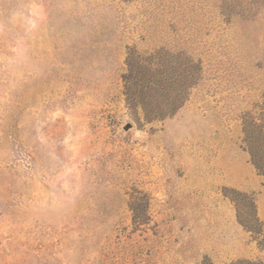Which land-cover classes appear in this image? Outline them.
I'll use <instances>...</instances> for the list:
<instances>
[{"label":"rangeland","instance_id":"rangeland-1","mask_svg":"<svg viewBox=\"0 0 264 264\" xmlns=\"http://www.w3.org/2000/svg\"><path fill=\"white\" fill-rule=\"evenodd\" d=\"M131 50L168 85L193 61L172 115L128 107ZM245 118L264 0H0V264H264Z\"/></svg>","mask_w":264,"mask_h":264},{"label":"trees","instance_id":"trees-1","mask_svg":"<svg viewBox=\"0 0 264 264\" xmlns=\"http://www.w3.org/2000/svg\"><path fill=\"white\" fill-rule=\"evenodd\" d=\"M153 58V55L149 57L138 56L134 50H131L128 52L127 73L124 75L127 105L129 108H135L138 100L139 103H144L141 108L147 121L162 120L175 113L187 99L188 89L196 81V67H194L193 61L189 60L185 62L176 82L168 85L167 81H170V77L166 74V70L153 69L156 66ZM153 86L159 89L157 94L163 97V102L170 103L168 107H150L149 104L152 100H158V98L153 99L154 94L151 92ZM244 135V142L250 153L252 163L258 170L264 171V122L257 123L253 119L245 118ZM236 208L238 209V218H240L241 212L237 202ZM247 263L256 264L254 262ZM231 264H242V262Z\"/></svg>","mask_w":264,"mask_h":264},{"label":"water","instance_id":"water-1","mask_svg":"<svg viewBox=\"0 0 264 264\" xmlns=\"http://www.w3.org/2000/svg\"><path fill=\"white\" fill-rule=\"evenodd\" d=\"M129 127H130V124L129 123L123 125V128L124 129H128Z\"/></svg>","mask_w":264,"mask_h":264},{"label":"clouds","instance_id":"clouds-1","mask_svg":"<svg viewBox=\"0 0 264 264\" xmlns=\"http://www.w3.org/2000/svg\"><path fill=\"white\" fill-rule=\"evenodd\" d=\"M34 8L38 11L39 6L38 5L37 6H34Z\"/></svg>","mask_w":264,"mask_h":264}]
</instances>
